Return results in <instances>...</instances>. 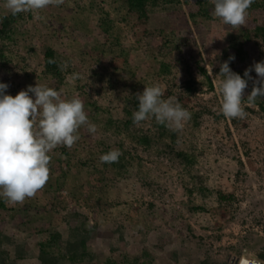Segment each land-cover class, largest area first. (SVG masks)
Instances as JSON below:
<instances>
[{"label": "rangeland", "instance_id": "rangeland-1", "mask_svg": "<svg viewBox=\"0 0 264 264\" xmlns=\"http://www.w3.org/2000/svg\"><path fill=\"white\" fill-rule=\"evenodd\" d=\"M4 3L0 17L11 14ZM148 13L144 25L126 0H65L15 17L11 60L0 64L7 94L37 81L50 87L43 70L52 47L69 65L56 90L82 99L96 132L82 126L71 148L49 153V179L35 196L16 204L0 196L11 239L0 264H40L41 239L58 231L66 241L83 224L90 257L62 264H237L241 257L264 264V111L243 102L245 118H227L218 92L226 49L242 32L200 17L190 21L191 46L183 2L157 0ZM244 60L245 69L264 61V44ZM229 67L235 72L233 61ZM145 84H159L190 113L180 131L153 117L133 123ZM112 149L122 153L119 162L101 163Z\"/></svg>", "mask_w": 264, "mask_h": 264}, {"label": "clouds", "instance_id": "clouds-1", "mask_svg": "<svg viewBox=\"0 0 264 264\" xmlns=\"http://www.w3.org/2000/svg\"><path fill=\"white\" fill-rule=\"evenodd\" d=\"M65 0H5L4 8L12 15L32 13L36 15L48 6H60ZM214 5L212 15L233 29L246 24L247 10L254 0H209ZM223 39V38H221ZM220 65L218 76L222 77L218 92L221 114L227 118L244 119L243 101L249 80L253 88L247 95V103L264 98V61L254 62L242 77L232 71L229 61ZM50 63H56L55 60ZM63 72L68 62L57 65ZM256 72L254 79L250 73ZM75 78V77H73ZM142 93L136 94L138 109L133 112V123L139 125L153 117L158 124L171 131H180L190 113L173 97L164 98L159 84H145ZM9 85L0 83V196L10 204L23 203L25 198L35 196L49 179V155L58 146L71 148L79 139V130L87 126L89 133L96 126L89 122L84 103L79 96L64 97L56 90L38 81L15 96L7 94ZM31 94V95H30ZM122 153L112 149L100 157L101 163H118ZM239 264H256L241 257Z\"/></svg>", "mask_w": 264, "mask_h": 264}, {"label": "trees", "instance_id": "trees-1", "mask_svg": "<svg viewBox=\"0 0 264 264\" xmlns=\"http://www.w3.org/2000/svg\"><path fill=\"white\" fill-rule=\"evenodd\" d=\"M170 1H180L183 2L187 9L186 16V26H187V37L190 39L191 46H196V40L193 37V29L190 26V21L193 24H197V20L200 17L213 19L212 4L209 0H170ZM128 9L130 12L139 16L140 20H143V24L148 22L149 13L148 7L154 6L157 3V0H126ZM247 18L245 26H242L240 29L241 36L239 41L234 44H231L227 49L226 53L229 55L228 57L234 55L235 59L232 60L235 66V72L239 73L242 77L244 76L245 68H244V59L248 54V50H257L260 42L264 44V0H254L251 7L247 10ZM17 15H4L0 17V64L6 65L10 63V55L7 51V42L8 40L13 41V35L15 32L11 25ZM224 25V24H223ZM225 28L231 29L230 25H224ZM55 60L56 63H50V61ZM64 59L62 56L52 47H48L44 52V70L43 73L51 78L52 84L50 87L54 89H58L60 84L63 83V72L59 69L57 65L63 62ZM199 63V62H198ZM163 70H168V66L163 64ZM199 71L202 75L207 76V70L204 66H199ZM190 73V70H189ZM192 76V75H191ZM190 76V77H191ZM191 79V78H190ZM189 90H192L190 86V80L186 83ZM249 91L251 93L253 88L252 80L248 82ZM247 95H245V99L243 102L247 103L246 99ZM136 106L138 107V100L135 101ZM254 105L258 106L261 110L264 111V98H257ZM145 142H148V138H144ZM182 155V154H181ZM122 160L124 158H121ZM225 199L228 196H221ZM0 205L5 207L4 201L1 199ZM4 222H0V255L4 252L1 248V245L4 242L10 241V237H8L4 233ZM90 238V230L85 228L83 224L82 228L75 229V234L71 236L66 241L63 240V237L58 231H51L49 236L45 239H41L39 241V260L40 264H62L63 260L66 258L69 261L75 263L84 260L86 257H90L87 249V241ZM63 250L62 252L56 253L55 249ZM264 259V255H262ZM135 264V263H134ZM227 264V263H223Z\"/></svg>", "mask_w": 264, "mask_h": 264}, {"label": "built area", "instance_id": "built-area-1", "mask_svg": "<svg viewBox=\"0 0 264 264\" xmlns=\"http://www.w3.org/2000/svg\"><path fill=\"white\" fill-rule=\"evenodd\" d=\"M244 258H246V257H244ZM246 259H248V260H250V261H255L256 264H263L260 260H257V259H253V258H246ZM239 260H240V259H239ZM239 260H238L237 264H239Z\"/></svg>", "mask_w": 264, "mask_h": 264}]
</instances>
